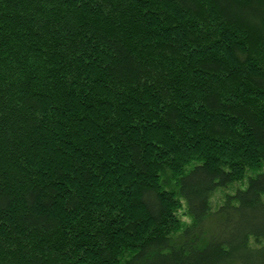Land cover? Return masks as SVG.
Segmentation results:
<instances>
[{"label": "trees", "instance_id": "1", "mask_svg": "<svg viewBox=\"0 0 264 264\" xmlns=\"http://www.w3.org/2000/svg\"><path fill=\"white\" fill-rule=\"evenodd\" d=\"M0 264H264V0H0Z\"/></svg>", "mask_w": 264, "mask_h": 264}, {"label": "rangeland", "instance_id": "2", "mask_svg": "<svg viewBox=\"0 0 264 264\" xmlns=\"http://www.w3.org/2000/svg\"><path fill=\"white\" fill-rule=\"evenodd\" d=\"M236 188V186L230 187L226 190L223 191H218L216 192L213 197L211 198V208L215 209L216 207H218V205L220 204V202H222V197L225 193H230L233 192L234 189Z\"/></svg>", "mask_w": 264, "mask_h": 264}, {"label": "bare ground", "instance_id": "3", "mask_svg": "<svg viewBox=\"0 0 264 264\" xmlns=\"http://www.w3.org/2000/svg\"><path fill=\"white\" fill-rule=\"evenodd\" d=\"M228 188V187H227Z\"/></svg>", "mask_w": 264, "mask_h": 264}]
</instances>
